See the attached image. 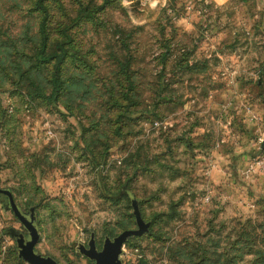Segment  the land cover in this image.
Returning <instances> with one entry per match:
<instances>
[{
	"label": "rangeland",
	"instance_id": "1",
	"mask_svg": "<svg viewBox=\"0 0 264 264\" xmlns=\"http://www.w3.org/2000/svg\"><path fill=\"white\" fill-rule=\"evenodd\" d=\"M263 143L264 0H0V187L60 264L131 196L123 264H264ZM21 229L0 194V264Z\"/></svg>",
	"mask_w": 264,
	"mask_h": 264
},
{
	"label": "water",
	"instance_id": "2",
	"mask_svg": "<svg viewBox=\"0 0 264 264\" xmlns=\"http://www.w3.org/2000/svg\"><path fill=\"white\" fill-rule=\"evenodd\" d=\"M0 194L6 196L7 205L10 207L15 216L27 228L29 239L24 242L23 234L16 236L17 255L30 264H60L53 256L37 253L34 249L35 244L39 240V231L34 223V216L31 214L27 218L19 204L15 202L10 188L0 187ZM131 198L133 214L135 216L136 228H126L114 236L105 235L100 250L96 249L95 237L93 231L90 233V238L85 246L83 242H79L77 249L90 259L94 260V264H123L120 258L122 245L131 235H140L149 227V222L145 221L139 209V205L134 197ZM33 207V206H31Z\"/></svg>",
	"mask_w": 264,
	"mask_h": 264
},
{
	"label": "flooded vegetation",
	"instance_id": "3",
	"mask_svg": "<svg viewBox=\"0 0 264 264\" xmlns=\"http://www.w3.org/2000/svg\"><path fill=\"white\" fill-rule=\"evenodd\" d=\"M22 209V208H21ZM22 211H23V213H24V215L27 217V218H30V216H31V214L34 216V223L37 225V218H36V209H35V207H29L27 210H24V209H22ZM20 221V220H19ZM22 224V223H21ZM38 227V226H37ZM20 233H22L23 234V237H24V242L26 241V240H28L29 239V233H28V230H27V228L22 224V229L21 230H15V231H11V234H12V236L15 238V241H16V236H18ZM16 235V236H15ZM89 238H90V234H89V237H88V239L84 242V244H85V246H88L87 245V242H88V240H89ZM104 239V238H103ZM102 243H103V240H102ZM102 243H101V246H98L97 245V242H96V240H95V245H96V249L97 250H100L101 248H102ZM16 247H17V242H16ZM34 249H35V251L37 252V253H40L37 249H36V244H35V246H34ZM40 254H42V253H40ZM44 255H47V254H44ZM90 259V258H89ZM90 260H92L93 261V264H94V260L93 259H90Z\"/></svg>",
	"mask_w": 264,
	"mask_h": 264
},
{
	"label": "trees",
	"instance_id": "4",
	"mask_svg": "<svg viewBox=\"0 0 264 264\" xmlns=\"http://www.w3.org/2000/svg\"><path fill=\"white\" fill-rule=\"evenodd\" d=\"M37 2L40 4L41 3V0H37ZM44 18H45V15L43 17V20H44ZM53 55H56V57H57L56 59L57 60H56V62L54 64V70H53L52 78H51L52 87H53L52 93H57L58 85L60 83V65H59V63H60L61 57L58 54H52V55H49L48 58L49 57L52 58Z\"/></svg>",
	"mask_w": 264,
	"mask_h": 264
},
{
	"label": "built area",
	"instance_id": "5",
	"mask_svg": "<svg viewBox=\"0 0 264 264\" xmlns=\"http://www.w3.org/2000/svg\"><path fill=\"white\" fill-rule=\"evenodd\" d=\"M258 168H264V143L262 145V153L255 157L254 160L249 164V166L246 168L247 172L254 171ZM205 199L208 200L209 196H205Z\"/></svg>",
	"mask_w": 264,
	"mask_h": 264
},
{
	"label": "crops",
	"instance_id": "6",
	"mask_svg": "<svg viewBox=\"0 0 264 264\" xmlns=\"http://www.w3.org/2000/svg\"><path fill=\"white\" fill-rule=\"evenodd\" d=\"M211 165H212V166H215L216 164H215V162H211Z\"/></svg>",
	"mask_w": 264,
	"mask_h": 264
}]
</instances>
